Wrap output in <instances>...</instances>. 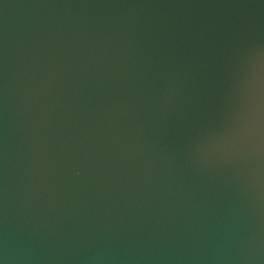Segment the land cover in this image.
<instances>
[{
  "label": "water",
  "instance_id": "obj_1",
  "mask_svg": "<svg viewBox=\"0 0 264 264\" xmlns=\"http://www.w3.org/2000/svg\"><path fill=\"white\" fill-rule=\"evenodd\" d=\"M0 264H264V0H0Z\"/></svg>",
  "mask_w": 264,
  "mask_h": 264
}]
</instances>
